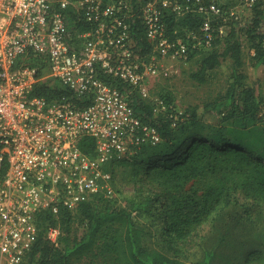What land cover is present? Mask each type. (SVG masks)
Instances as JSON below:
<instances>
[{
    "label": "built area",
    "instance_id": "obj_1",
    "mask_svg": "<svg viewBox=\"0 0 264 264\" xmlns=\"http://www.w3.org/2000/svg\"><path fill=\"white\" fill-rule=\"evenodd\" d=\"M70 9L90 28H70ZM170 13H199L203 20L173 37ZM137 18L152 44L145 55L133 34ZM218 18H230L218 0H0V264L24 263L41 211L75 210L97 195H116L108 165L162 139L136 112L133 91L147 99L146 80L165 59L186 61L211 49L223 32ZM39 55L47 76L90 101L34 94ZM259 117L264 121V97ZM85 136L94 138V153L81 148ZM59 235L50 229L52 241Z\"/></svg>",
    "mask_w": 264,
    "mask_h": 264
},
{
    "label": "trees",
    "instance_id": "obj_2",
    "mask_svg": "<svg viewBox=\"0 0 264 264\" xmlns=\"http://www.w3.org/2000/svg\"><path fill=\"white\" fill-rule=\"evenodd\" d=\"M70 28L89 29L87 21L78 22L74 11L69 10ZM203 20L199 13L167 18L171 36L183 34L186 29H197ZM230 31L225 37L223 51L216 48L195 52L190 59L201 54L199 68L192 72L193 79L205 82L209 70L217 67L223 58L234 61L233 80L226 93L204 105L193 107L186 114L175 115L170 108L155 111V105L143 98L137 89L131 103L145 120L156 125L161 141L145 144L130 160L132 179L147 186L142 189L131 208L116 207L111 199L97 195L81 203L75 210L60 207L58 212L45 209L38 215V234L23 264H75L74 256L90 254L92 264H251L264 263V222L248 225L247 237L240 254L226 248L225 238L207 247L203 257L195 262L180 258L175 245L188 238L220 207L238 201V193L257 203H264V149L244 138L230 139L225 127H212L203 121L205 111H217L223 121H230L235 128L246 130L259 121L260 99L256 90L244 82L241 71L243 36L254 49L252 66L256 78L264 67V0L246 6L244 13L229 18ZM133 34L141 54L152 51V44L145 35L140 19L134 23ZM39 81L34 94L54 99L73 97L79 104L90 100L78 97L73 90L55 77L47 76L49 68L43 56H36ZM262 99V98H261ZM81 148L94 153L95 140L85 136ZM155 186V190L152 187ZM159 202L166 215V239L170 251L149 247L144 242L145 228L133 217L134 212H155ZM81 223V224H80ZM77 224L84 227L78 235ZM60 229L58 242L49 237L51 228ZM170 240V241H168Z\"/></svg>",
    "mask_w": 264,
    "mask_h": 264
},
{
    "label": "rangeland",
    "instance_id": "obj_3",
    "mask_svg": "<svg viewBox=\"0 0 264 264\" xmlns=\"http://www.w3.org/2000/svg\"><path fill=\"white\" fill-rule=\"evenodd\" d=\"M221 6L232 18L239 16L246 9V0H218ZM217 27H222L223 32L216 39V48L223 51L225 47V37L230 31L229 18L224 21L217 19ZM243 58L245 61L241 71L245 73L244 82L253 86L258 99L264 97V67L261 68L260 78H256L253 71L252 60L254 49L246 36H243ZM202 55L186 61L180 59H165L164 66L160 68L157 75L147 78L146 84L150 96L147 101L155 106H164L162 109L170 108L175 115L186 114L193 107L198 106L204 109V105L214 101L221 94L226 93L233 80L234 61L231 57L223 58L221 63L214 69L209 70L207 80L200 82L193 79L192 72L199 68ZM163 102V103H162ZM203 122L214 128L225 127V133L230 139L244 138L245 141L254 142L264 149V122L259 121L256 126L246 130L235 128L230 121H223L222 114L217 111H205ZM129 158L116 159L108 165V169L114 174V187L116 195L111 202L116 207L131 208L134 201L139 198L138 193L145 189L141 184L135 182L131 176V163ZM155 190V186L152 187ZM238 201L220 207L209 217L200 227H198L188 238L171 244L177 247L181 259L187 262H195L203 257V252L207 247L215 246L222 238H225L226 248L233 250L234 254H240L242 244L247 237L248 225H261L264 222V203H257L247 198L242 193H238ZM154 213L145 211L134 212L133 217L146 230L144 242L151 248L170 251L169 239L165 231L166 215L159 202L155 204ZM81 224V223H80ZM77 224L78 235H83L84 227ZM170 241V240H168ZM75 264H92L90 254L87 252L74 256ZM251 264H264L255 262Z\"/></svg>",
    "mask_w": 264,
    "mask_h": 264
},
{
    "label": "crops",
    "instance_id": "obj_4",
    "mask_svg": "<svg viewBox=\"0 0 264 264\" xmlns=\"http://www.w3.org/2000/svg\"><path fill=\"white\" fill-rule=\"evenodd\" d=\"M264 122V121H263Z\"/></svg>",
    "mask_w": 264,
    "mask_h": 264
}]
</instances>
